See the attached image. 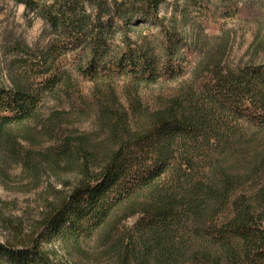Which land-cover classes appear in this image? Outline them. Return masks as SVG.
<instances>
[{"label": "trees", "instance_id": "trees-1", "mask_svg": "<svg viewBox=\"0 0 264 264\" xmlns=\"http://www.w3.org/2000/svg\"><path fill=\"white\" fill-rule=\"evenodd\" d=\"M15 1L52 38L19 47L25 78L13 88L0 86V142L10 127L36 118L63 82L69 59L94 83L122 80L135 94L141 86L174 84L175 94L150 112L142 133L115 125L117 147L97 172L83 156L81 184L43 219L36 236L0 243V264H55L41 247L44 237L88 239L126 204L139 216L143 239L131 264H264V184L254 198L242 192L264 167V159L246 160L253 136L264 133V64H215L186 82L175 31L163 33L158 57L148 44L127 40L125 27L133 22L161 25L163 0ZM116 36L122 48H112Z\"/></svg>", "mask_w": 264, "mask_h": 264}, {"label": "rangeland", "instance_id": "rangeland-1", "mask_svg": "<svg viewBox=\"0 0 264 264\" xmlns=\"http://www.w3.org/2000/svg\"><path fill=\"white\" fill-rule=\"evenodd\" d=\"M158 19L161 25H127V40L131 46L148 44L158 57L163 33L175 31L180 39L176 55L187 63L186 82L215 64L231 69L264 64V0H163ZM45 28L15 0H0V86L23 83L19 47L44 46L52 38ZM121 40L116 36L112 48H122ZM69 61L63 82L43 99L36 118L10 127L0 142V243H17L41 232L43 219L81 184L82 157L97 172L117 147L114 126L124 122L142 133L150 125V112L175 94L174 84L141 86L135 94L122 80L111 87L94 83ZM252 140L246 160L261 161L264 133ZM263 184L264 167L242 192L254 198ZM132 211V205L120 206L88 239L48 242L44 237L41 247L55 264L134 263L143 239L136 230L139 216Z\"/></svg>", "mask_w": 264, "mask_h": 264}]
</instances>
